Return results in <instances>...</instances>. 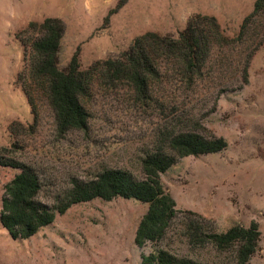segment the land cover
<instances>
[{
    "label": "rangeland",
    "instance_id": "374dc122",
    "mask_svg": "<svg viewBox=\"0 0 264 264\" xmlns=\"http://www.w3.org/2000/svg\"><path fill=\"white\" fill-rule=\"evenodd\" d=\"M255 1L0 0V160L36 169L40 203L51 207L72 180L88 181L106 169L142 180L141 161L159 146L164 127L186 125L226 142L216 152L179 157L159 174L179 211L158 240L134 241L148 203L95 197L56 213L28 238H11L0 224V264H142V255L160 250L204 264H235L234 246L219 251L189 243L190 221L216 233L255 222L260 235L249 264H264V41L256 45L264 38V10L251 16ZM195 15L213 16L234 40L211 49L197 81L178 86L172 78L160 80L148 103L124 85L96 86L87 128L64 133L56 130L42 94L34 109L29 103L23 88L30 42L23 30L29 24L59 19L58 66L76 54L84 69L117 57L146 32L177 35ZM19 172L0 164V208L5 185Z\"/></svg>",
    "mask_w": 264,
    "mask_h": 264
},
{
    "label": "trees",
    "instance_id": "16d2710c",
    "mask_svg": "<svg viewBox=\"0 0 264 264\" xmlns=\"http://www.w3.org/2000/svg\"><path fill=\"white\" fill-rule=\"evenodd\" d=\"M263 10L264 0H256L251 16ZM248 18L242 24L238 37L243 35ZM63 30L62 22L55 18L31 23L23 30L30 39L26 46L29 68L24 92L33 109L34 98L39 94L44 96L59 133L87 128L89 99L96 86L112 89L124 85L140 102L148 103L154 83L170 78L178 86L197 81L211 49L234 41L223 35L213 16L195 15L177 35L146 32L137 36L117 57L96 60L83 69L74 54L69 63L60 68L58 47ZM263 41L261 38L256 45ZM245 70L244 66L241 84L247 80ZM225 146L222 137L204 135L186 125L170 129L164 127L160 132L159 146L149 151L141 161L142 180L122 169H106L88 181L72 180L64 195L58 197L51 207L36 199L41 185L34 167L14 160H0V164L20 168V172L4 187L0 224L11 238L24 239L51 223L56 213L62 214L73 203L95 197L104 200L116 196L135 198L148 203L134 236L136 245L141 246L146 241L161 238L179 211L174 199L162 189L159 174L179 157L216 152ZM186 213L204 220L195 212ZM187 224V229L191 230L190 233L187 231L189 243L210 244L219 251L234 246L235 264H249L257 250L260 233L255 222L247 227L234 225L221 233L206 230L193 221ZM142 264L204 263L160 250L155 255H142Z\"/></svg>",
    "mask_w": 264,
    "mask_h": 264
}]
</instances>
